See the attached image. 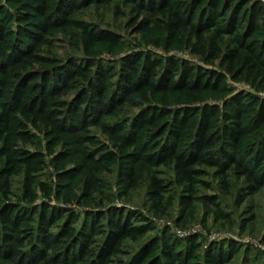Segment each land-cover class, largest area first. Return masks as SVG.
<instances>
[{"label": "trees", "instance_id": "obj_1", "mask_svg": "<svg viewBox=\"0 0 264 264\" xmlns=\"http://www.w3.org/2000/svg\"><path fill=\"white\" fill-rule=\"evenodd\" d=\"M6 1L8 5L0 4V158L5 159L0 180L32 159L31 153L12 144L11 137L26 138L22 129L27 122H43L65 143L74 144L93 125L128 149L132 162L123 175L127 189L137 186L138 163L148 164L147 193L157 211L168 189L158 176L161 166L172 171L185 192L180 196L185 210L198 199L197 187L206 184L202 177L208 168L226 187L231 178L242 181L244 195L264 188V97L245 90L235 93L225 81L230 75L264 89V38L254 37L264 9L260 0H121L129 7L136 32L156 29V45L188 48L207 61L219 60L225 73L146 53L127 56L114 73L113 67L108 69L92 57L96 47L117 44L116 33L92 30L72 17L80 7L103 0ZM115 8L126 14L119 5ZM11 18L19 22L17 30L11 28ZM55 30H76L85 56L49 68L37 66L38 45ZM111 77H117L116 88L111 87ZM138 96L150 102L148 110L135 118L120 117L121 109L133 105ZM209 98L220 99L221 104H211ZM111 159L112 154L77 156V171L87 175V187H94V174ZM8 187V180L0 184V227L19 235L6 233L0 262L18 264L26 256L25 241L37 253L41 247L35 245L36 239L44 244L52 239L43 227L52 223L54 213L41 209L38 228L30 226L36 221L26 216L30 211L22 214L7 203ZM25 189L27 196L32 194L30 181ZM105 216L106 222H100ZM134 219L136 214L118 209L95 212L91 229L103 236L96 245L100 261L88 259L85 264L111 263L126 241L136 242L152 228ZM74 230L67 225L62 240L76 239ZM179 245L178 240L148 239L116 264H195V250ZM216 247L205 251L204 264H227L236 253L234 246L227 251ZM95 250L91 249V257Z\"/></svg>", "mask_w": 264, "mask_h": 264}, {"label": "rangeland", "instance_id": "obj_2", "mask_svg": "<svg viewBox=\"0 0 264 264\" xmlns=\"http://www.w3.org/2000/svg\"><path fill=\"white\" fill-rule=\"evenodd\" d=\"M6 3V0H0V4L8 5ZM116 5L126 14L117 13ZM11 12L13 13L14 9H11ZM72 17L84 22L92 30H110L116 33L118 43L96 47V53L92 57L95 62L108 69L113 67L114 73L120 70L127 56L142 53L153 57L183 60L207 71L225 73L219 60L207 61L188 48L165 49L156 45V29L136 32V27L130 25L133 16L129 13V7L123 6L121 0H103L82 6L72 13ZM18 24L15 18L10 19L12 29L17 30ZM76 33V30L68 33L55 30L45 35L36 51L41 58L40 63L36 65L49 68L67 62L71 57L81 60L85 55L80 47V38L74 35ZM254 37L264 38V9L257 19ZM225 81L235 93L245 90L264 97V89L254 87L249 80L234 79L227 75ZM110 82L111 87L116 88L117 77H111ZM208 102L221 104V100L215 98H209ZM149 103L147 99L138 96L133 105L121 109L119 116L135 118L148 110ZM22 130L27 132V137L13 135L11 142L17 145L20 152L31 153L32 159H29L28 164H21L16 174L0 180V184H4L6 180L9 182V193L5 199L7 203L15 205L22 214L30 211L26 216H33L36 220L29 223L30 226L38 228L39 211L45 207L48 212H53L54 216L50 219L52 223L43 227L46 232L52 234V239L45 244L36 239L35 245L41 247L37 253H33L32 245L25 241L23 249L26 256L22 257L18 264H85L88 259L100 261V249H96V245L101 242L103 236L91 229V218L95 212L113 213L115 209L136 214V224L148 223L152 228L138 241H126L123 251L108 264L127 259L125 252L133 254L141 243L153 238L178 240L179 248L194 249L197 256L193 259L195 264H204L205 251L217 245L225 251L229 246H234L236 253L227 264H264V188L252 195H244L242 181L231 178L230 186L226 187L214 175L213 169L208 168V174L202 177L206 184H199L197 187L198 199L193 202L191 209L185 210L180 204V196L185 192L174 181L172 171L161 166L158 168V176L165 180L168 189L161 210L157 211L147 193L150 166L138 163V167V164H135L138 167V183L136 187L127 189L123 175L132 162L130 151H124L99 126L90 125L89 129L82 133L83 138H79L74 144L55 138L51 129L43 122H27L26 128ZM1 145L2 143L0 147ZM74 152L79 155L96 154V158L101 154H112L110 162H104L96 173L93 171V188L87 187V175L77 171L75 160L79 155L74 157ZM4 160L0 158V168L4 165ZM28 181L31 182L32 190L29 196L25 189ZM100 222L105 223L106 216L101 218ZM67 225L75 228L77 236L70 242L62 240ZM21 226L26 225L22 223ZM180 231L185 234L180 235ZM6 233L19 235V232H10L5 228L2 230L0 227L1 256L5 253ZM92 240H95V243ZM12 242L10 244H15ZM91 249H96L93 257ZM0 264L10 263L1 261Z\"/></svg>", "mask_w": 264, "mask_h": 264}, {"label": "built area", "instance_id": "obj_3", "mask_svg": "<svg viewBox=\"0 0 264 264\" xmlns=\"http://www.w3.org/2000/svg\"><path fill=\"white\" fill-rule=\"evenodd\" d=\"M260 1H262L263 2V4H264V0H260ZM185 234V232L184 231H180V235H184Z\"/></svg>", "mask_w": 264, "mask_h": 264}]
</instances>
